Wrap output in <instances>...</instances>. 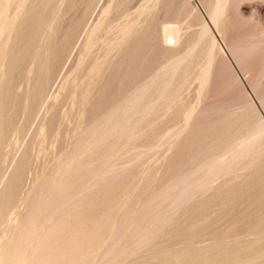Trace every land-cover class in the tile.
Masks as SVG:
<instances>
[{
	"label": "bare ground",
	"instance_id": "1",
	"mask_svg": "<svg viewBox=\"0 0 264 264\" xmlns=\"http://www.w3.org/2000/svg\"><path fill=\"white\" fill-rule=\"evenodd\" d=\"M10 1H0V12L1 10L3 11L4 7L8 6ZM199 1L206 17L216 27L220 36L225 38L224 34L228 20L226 13L227 11L229 12L231 0ZM189 2L190 0H153L148 6L142 8L138 14L140 17L142 15L145 16L143 24L139 28L135 23L123 25L113 42L107 45L105 57L100 61L93 62L88 67L87 76L84 77L87 81V87L96 81L98 85L90 98L89 91H81L82 95L79 99H82L81 102L86 101L84 109L91 108L100 96L110 94L109 97L113 98V100L102 112L95 114L92 123L88 126L89 128L93 126L91 127L92 132L89 133L86 139L80 143L77 142L73 150L63 154L58 159L55 167L47 175L41 177L37 185L30 189L26 197L21 201L23 208L16 215L17 218L15 216L14 224L0 231V264H85V260L94 253H96L94 255V258L97 259L96 264H153V261L150 260H153L155 251L160 249L164 241L169 237L171 238L173 233L180 236L198 222L202 211L197 210L199 207L196 203L197 201L194 203L192 201L203 197L209 198L210 195H207V193L210 191H212L211 195L215 191H222L228 200L233 201L234 193L238 189L248 188L253 182H257V179H253L252 182L251 180L250 182L246 181L252 176H257L258 183L261 186L264 185V121L256 107L257 105L255 106L250 97L246 95L244 87L241 88V93L245 97L242 103L230 106L224 102V106L218 105L219 107L215 108L200 106L204 102L205 86L206 84L207 86L209 85L213 71L218 70V68L216 69L218 63L232 75V81L237 84L240 82L227 61L221 41L212 32L206 18L197 9L191 7ZM24 3L22 0L18 11L10 17L5 15V18H3L2 12L0 13V28L5 25L8 32L3 44L4 57L2 62L6 68L0 70V88L4 84L11 83L15 71L18 69V64L26 58L30 59L31 64L37 69L38 75H42L41 71L48 67L46 65L48 50L53 45L58 34L56 16L50 22L47 20L48 23L42 20L51 0H37L35 5L32 8L30 7V10H25L26 6H24ZM57 3L53 4L52 1L53 7L51 9L54 10V13L58 12ZM108 13V9L103 10L97 23L87 33L84 49H89L94 44L95 33ZM173 14H175L174 17H177V19L181 15H187L189 18L193 16L191 20L195 21L194 30L189 28L191 31L183 34L178 24L169 26L167 23L168 26H166L157 21L158 17H162L159 19H165ZM185 28H187V24H185ZM1 32L3 33L0 30V34ZM44 32L47 33V36L45 42L42 43L41 37ZM71 40L73 41V39ZM252 41L250 40L249 42ZM228 42V47L237 61L243 59L247 50L251 51L255 47L257 48V45H261V40L252 42V44H248V42V45L240 47L241 50H239L235 42L231 40H228ZM0 52L2 53L1 48ZM42 53L46 54L41 60ZM109 58H111L110 62H108ZM50 64L54 65L55 63ZM81 64L82 61L79 59L77 65ZM241 67L243 69V65ZM30 73L32 74V68L25 72L27 81L32 76ZM107 73H109V76ZM255 73L257 75L255 74L256 76L254 77L256 78L254 85L259 89L255 96L264 108V70L259 69ZM251 77L253 79V76ZM106 80L113 82L111 89L108 88L109 85L107 83L105 84ZM194 81L197 83L196 89L193 92V97L189 100H194L195 107L193 104V107H191L187 104L189 102L188 99L185 102H181L182 98H179V96ZM84 84L86 85V83ZM29 88L31 89L30 86ZM27 90L29 91V89H26L24 99H29L35 94L33 93L30 96ZM4 93L1 94L0 90V143L13 125V115L15 113V101L11 100L9 104L2 102V99L6 97ZM175 101L181 103H178L177 105L179 106L173 110L172 104ZM26 106L29 105L25 104L23 110L27 108ZM157 111H162L161 113H164V115L169 113L170 116L183 120L185 129L189 128L190 121L196 115L215 111L218 116L210 130L221 131L217 133L227 137L226 143H224L225 146L224 148L222 147V154L227 156L223 159L224 163L222 165L224 167L214 168L212 172L210 169L212 170L213 168L206 169L207 171H204L196 180L190 181L192 183L176 191L171 196L175 181L180 178H176V180L175 178L168 179L166 184L163 183L165 187L162 191L169 192L168 197L170 196L171 200L170 202L167 201L163 209L154 214L147 215L151 202L154 201V197L149 195L144 200L134 201L135 203L127 205V208L125 206V211L123 212L124 209L122 207L124 206H122L123 203H119L118 195H114L113 199L111 198V202L106 201L107 189L105 185L120 177L124 174V171L121 170L105 176L106 171H102L103 169H95L97 172L94 173L90 170L92 168H88L92 162L106 154L108 149L106 147L107 144H104L106 138L116 135L119 137L129 136L130 140L133 139L138 132L136 130L137 127L139 128L138 122L141 119H148ZM112 118L114 120L108 124ZM146 127L144 126L143 128ZM184 128L182 130H185ZM137 138L140 137L137 135ZM223 155L218 154V156L222 157ZM204 165L205 163L201 162L196 166L197 168L187 172L184 171L182 175L190 176L194 173L196 175V172L203 169ZM238 167L249 169L252 172L241 176L242 174L238 170L240 175L237 174L230 181H223L217 186L212 185L215 179L222 175V170L228 169L226 173L229 172L228 174H230ZM24 168V163L20 164L3 185L0 196V222L4 218L3 216L9 202H12L16 196ZM99 177V183L94 185V181ZM263 188L261 190H264ZM196 192H201V194L199 195L198 193V196H196ZM257 192L253 193L254 196ZM259 192L261 193V191ZM254 196L252 197L253 199L256 198ZM261 196L260 194L259 198ZM205 198L200 203L205 204L204 212L206 209L209 210L210 215L208 216L210 217L218 209H215L216 204H210ZM259 198L257 197L255 201H259ZM189 202H192V204H189ZM243 202L245 201L243 200ZM255 204L258 205L257 202ZM120 205L123 210L119 209ZM145 208L147 209L144 211ZM118 209L119 212H123L120 216H117ZM220 209L222 210V207ZM260 209L254 225L244 234L243 239H238L239 241H237L232 251L230 250L227 253L226 251L214 249L215 244L214 247L211 246L195 255H176L167 264H264V208L262 212ZM167 210L169 212L173 210L175 213L170 216L167 212L164 218V211ZM140 212L143 214V218L146 215L147 218H144L145 221L139 229H133V233L132 231L128 232V228L131 227L134 220L133 217ZM234 220L236 221V218ZM115 222L116 226L114 227ZM236 222H238V219ZM126 230L127 234L125 235L124 232ZM235 231L237 232L236 229ZM149 232L152 233L150 234ZM191 244L193 243L191 242ZM150 245H153V248L151 247L152 250H149V253L140 261L143 258V256H140L142 248ZM164 253L166 254V252Z\"/></svg>",
	"mask_w": 264,
	"mask_h": 264
},
{
	"label": "rangeland",
	"instance_id": "2",
	"mask_svg": "<svg viewBox=\"0 0 264 264\" xmlns=\"http://www.w3.org/2000/svg\"><path fill=\"white\" fill-rule=\"evenodd\" d=\"M21 1L22 0H11L8 6L4 7L3 11L1 10L2 17L5 18V15L10 17L16 11H18ZM23 1L25 2L24 6H26L25 10H30L35 5L37 0ZM52 1L53 4L58 2L57 13H54V10L51 9L53 7ZM152 1L153 0H51V5L49 4V8H47L44 12L42 20L45 23H48L53 20L54 16H56L55 19L58 20V34L53 45L48 50V60L46 61V65L48 66L46 67L47 70H42V75H40L42 77H40L38 75L37 69L33 64H31L30 59L26 58L18 64V69H16L11 83L4 84V86L2 85L0 88L1 94L5 92L4 94L6 96L4 99H2L3 101L1 100L3 103L9 104L11 100L15 101L16 103H14L15 113L13 115V125L0 143V196L4 183L9 180L16 168L22 163H24L25 167L21 174L16 196L12 202H9V205L5 211V215L3 216L4 218L2 221L4 223L2 221L0 222V231L7 229L14 224L17 218L16 215H18V213L21 212L23 208L21 201L24 199V197H26L30 189L37 185L40 178L47 175L55 167L58 159L63 154L73 150L74 146L77 145V142L80 143L86 139L90 132H92L91 127L93 126L90 128L88 126L92 123L95 114L102 112L109 105V103H111L113 98L109 97L110 94L100 96L98 97V100H96L91 106V108L84 109L86 101H82V103V99H79L82 95L81 93L89 91L90 98L94 94L98 85V82L96 81L87 87V81L84 77L87 76L88 67L93 64V62L98 60L100 61L105 57V52L108 48L107 45L113 42L119 29L123 25H132L135 23L139 28V26L143 24L142 22L145 16L142 15L140 17L138 14L142 8L148 6ZM189 4L191 7L197 9L200 14L208 21L212 32L215 33L214 35H216L218 40L221 41L220 43L227 61L240 82L237 84L236 82L232 81V75H230L229 72L225 70L224 67H221V64L218 63L216 66V69L218 68V70H214L211 75L212 77L214 76L213 79L211 77L209 85L207 86L206 84L205 86L204 102L200 106L203 105L202 107L215 108L224 106L225 104L233 106L234 104L242 103L245 100V97L241 93V88L244 87L246 95L250 97L255 106L257 105L256 107L258 108L262 120L264 121V108L261 106L259 101H257L258 99L255 96V93L259 89L254 85V82L256 81V78L254 77L257 75L255 73L256 70H264V0H231V5L228 9L229 12L227 11L226 13V18L228 20L226 25L227 28H225L224 34L225 38L220 36L216 27L206 17L205 11L199 0H190ZM105 9H108L109 13L100 25L101 28L99 27L98 31L95 33V37L93 39L94 44L91 45L93 47L91 48L90 46L89 49H84L87 33L97 23L101 12ZM173 9L176 10L175 7H173ZM240 14L242 17L239 16ZM174 16L175 14L167 16L165 19H159L162 17H158L157 21L166 26H168V24L169 26H175L178 24L181 27V32L183 34H187L191 31L189 28H193V26H195V21L191 20L193 16L189 18L187 15H181L178 16V19ZM185 24H187V28H185ZM4 27L5 25H3V27L1 26L0 28V30L3 31V33L1 32L0 34V48L2 50V53L0 52V70H4L6 68L2 61L4 57V39L6 40L8 32L7 28ZM46 36L47 33L44 32L41 37L42 43L45 42ZM254 37H256L257 40L254 41V39H256ZM71 39H73V41ZM249 39L253 40V43L261 40V45H257V48L255 47L251 51L247 50L243 56V59L237 61L234 55H232L231 49L228 47V40L235 42L238 49L241 50L240 47L250 43L252 44V42H249ZM45 54L46 53H42L41 60ZM79 59L82 61V64L78 66L77 63ZM110 60L111 58H109L108 62H110ZM50 63H55V66ZM242 65L243 69L241 67ZM31 68L32 74L30 73V75L32 76L30 77V80L27 81L25 79V72L31 70ZM34 75H36V77H34ZM107 75L109 76V73H107ZM251 76H253V79ZM195 82L196 81L189 84V86L185 89L186 91L184 90V92L180 94L179 98L181 97L182 100L184 99L182 101L178 98L181 102H185L186 99H188L189 102L191 101L189 99L193 97V92L196 89L197 83ZM84 83H86V85ZM106 83L109 85L108 88L111 89L113 82L106 80L105 84ZM26 89H29V91L27 90V93L30 94V96L33 93L36 95L34 94L32 95L33 97L24 99ZM21 101H23V103H21ZM177 101L172 104L173 110L179 106L177 105L178 103H181ZM192 101L191 103L188 102L187 104H189L191 107L194 105L195 107L194 100L192 99ZM224 102L226 103L224 104ZM25 104L29 106H26L27 108L23 110ZM157 112L148 119H141L138 122L139 128H136L138 132L133 139L130 140L129 136L119 137L116 135L108 139L106 138L104 142V144H107L106 147H108L106 154L92 162L91 166L88 168H92L90 170L94 173L97 172L95 169H103L102 171H106L105 176L121 170L124 171V174H122L120 177L105 185L107 189L106 201L111 202L113 196L118 195L119 203H123L122 206H124L122 207L120 205L119 209L122 207L124 209L123 210L121 208L123 212L125 211V206L127 208L129 204L131 205L138 200H144L149 196H153L154 201H152L154 203L151 202L149 213L147 215L154 214L157 211L163 209L164 206H166L167 201L170 202L171 195L192 183L197 179V177L203 174L204 171H207L206 169L213 168L212 170L210 169L212 172L214 168L217 169L218 167H224L222 165L224 163L223 159L227 156L222 154V150L225 146L224 143H226L227 137L225 135L223 136L218 134L221 131L210 130L212 128V124L215 122L217 119L216 117L218 116L215 111L203 112L196 115L190 121L188 125L189 128L187 129L183 127V120L176 119L175 116H170L169 113L164 115V113H161L162 111ZM113 120L114 118H112L108 124ZM144 126L147 127L143 128ZM182 128L185 130H182ZM137 135L140 138H137ZM221 141L223 142L221 143ZM218 154L223 155V157L218 156ZM105 162L107 163L105 164ZM201 162L205 163L204 168L200 170L201 172L198 171L196 172V175L194 173L190 176L182 175L184 171L187 172L188 170H194L197 168L196 166ZM227 170L221 171L222 175L219 176L220 178L218 177L215 179L212 184L213 186L220 185V183L223 181H230L238 174V170L239 173L242 174L241 176L252 172L249 169H242V167L236 168L230 174H228L229 172L226 173ZM170 178H175V180L176 178L180 179L175 181L176 183L174 184V189L171 191L172 193L168 197L169 192H163L162 189L165 187L164 185L166 184V181ZM251 178L246 179V181L250 182L251 180L252 182L253 179H257V182H253V184L251 183L252 185L248 188L238 189L234 193L233 201L228 200L222 191H215L212 195V191H210L207 193V195H210L209 198L203 197L201 199L192 201L193 203L197 201L196 203L199 206L197 210L202 211V215L199 216L198 222L192 225L187 230V232L182 233L180 236H178L176 233H173L171 238L169 237L166 241H164V244L161 245L160 249L155 251L153 260L151 259L150 261H153V264H167L173 258H175L176 255H195L200 251H205L211 246L214 247L215 244L216 246L218 245V247L216 248L215 246L214 249L226 251L227 253L230 252V250L232 251L235 248L237 241H239L238 239H243L244 234L248 232L254 225L256 216L260 212L259 209L261 208L260 210L262 212V209L264 208V190H261L264 185L261 186L260 183H258L257 176H252ZM99 180L100 177L97 178L93 184L97 185ZM255 191H261V193H259L262 195L261 198L263 201L261 198H259L260 194L258 192L256 193L257 196H254ZM152 193L153 195H151ZM198 193L199 195L201 194V192ZM198 193L196 192V196H198ZM253 196L254 198L256 197L255 199L258 197L260 200L258 199L259 201H255V199L252 198ZM204 198L210 204H216L217 208L215 207V209H218L215 211V213H212L210 217L208 216L210 215L209 210L206 209L204 212L205 204L200 203ZM251 199H253L254 202ZM243 200L245 202H243ZM250 201H252L254 204ZM192 202H189V204H192ZM255 202H257L258 205L255 204ZM190 207L194 208L193 206ZM221 207L222 210L220 209ZM147 208H145L144 211ZM119 209L117 216H120V214L123 213L119 212ZM168 210L164 211V218L167 215V212L170 216L175 213L173 210H171L170 214ZM147 215L144 216L145 219L147 218ZM216 215L220 216L218 217ZM251 216H253V218L250 219ZM144 218L141 212L136 214L133 217L134 220L132 221L131 227L128 228V232L132 231L133 233V229H139L142 223L145 221ZM235 218L236 221L238 219V222L234 220ZM115 226L116 222L114 223V227ZM229 228H231V230H229ZM149 233L151 234L152 232ZM124 234H127V230L124 232ZM231 238L234 240L232 239L231 241ZM191 242L193 244H191ZM220 243L223 245L220 246ZM146 247H143L144 249L142 248L141 250L142 253H140V256H143V258L140 261H142L149 253V250H152L153 245ZM154 248H156V246H154ZM164 252H166V254ZM95 254L96 253L88 257L85 260V264H96L97 259L94 258Z\"/></svg>",
	"mask_w": 264,
	"mask_h": 264
}]
</instances>
